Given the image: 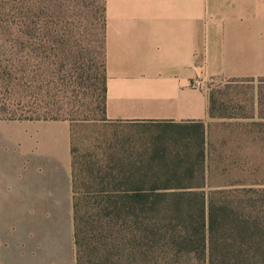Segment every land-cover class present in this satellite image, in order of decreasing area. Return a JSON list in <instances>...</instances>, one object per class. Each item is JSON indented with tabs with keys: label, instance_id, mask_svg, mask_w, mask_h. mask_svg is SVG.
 Wrapping results in <instances>:
<instances>
[{
	"label": "crops",
	"instance_id": "obj_1",
	"mask_svg": "<svg viewBox=\"0 0 264 264\" xmlns=\"http://www.w3.org/2000/svg\"><path fill=\"white\" fill-rule=\"evenodd\" d=\"M106 11L103 146L81 158L69 122L23 121L42 131L20 148L37 172L0 174L8 264L69 262L70 214L139 212L161 187L198 188L214 120L209 85L264 79V0H107ZM194 78L206 87H192ZM40 228L50 230L45 238L31 236ZM15 240L60 242L32 253Z\"/></svg>",
	"mask_w": 264,
	"mask_h": 264
},
{
	"label": "rangeland",
	"instance_id": "obj_2",
	"mask_svg": "<svg viewBox=\"0 0 264 264\" xmlns=\"http://www.w3.org/2000/svg\"><path fill=\"white\" fill-rule=\"evenodd\" d=\"M106 2L0 0V32H12L23 22L25 30L43 39L40 48L28 46L22 55L26 109L69 122L75 155L81 158L94 155L107 132ZM50 37L56 45L48 43ZM2 58L6 64L12 55ZM209 93L214 120L209 124L207 180L198 188L161 187L137 207L139 212L70 214L71 240H62L65 259L70 255L65 264H209V197L219 216L212 232L219 248L214 258L227 261L240 255L264 263V79L211 83ZM23 121L0 120L1 175L18 179L37 172L32 157L21 155L20 148L24 137L36 141L42 130ZM235 218L243 222L237 224ZM30 231L45 238L50 230ZM56 231L68 234L66 228ZM56 241L15 240L10 245L31 244L34 253L38 247L51 251ZM4 249L0 241V264H8Z\"/></svg>",
	"mask_w": 264,
	"mask_h": 264
},
{
	"label": "trees",
	"instance_id": "obj_3",
	"mask_svg": "<svg viewBox=\"0 0 264 264\" xmlns=\"http://www.w3.org/2000/svg\"><path fill=\"white\" fill-rule=\"evenodd\" d=\"M43 39L41 35L30 33L24 29V24L21 22L18 28L12 32H0V120H49L46 116L40 115L41 110L26 109L27 105L24 100L25 91V61L22 57L24 51L28 46L39 47L42 45ZM48 43L52 45L57 44V40L54 37L48 39ZM39 48H35L38 50ZM12 58L11 62L8 60L4 64L2 55H7ZM106 98V87H105ZM105 106V101H104ZM105 112V107H104ZM51 120V119H50ZM54 120V119H52ZM73 152H75L73 150ZM218 209L216 203L211 197L208 199V259L209 264H264L259 259L251 260L249 258H242L240 255L233 256L230 260H217L214 258L216 251L219 249L216 240H213L212 232L218 225ZM235 222H243L235 218ZM246 223V222H245ZM247 223L248 220H247ZM246 223V224H247ZM249 228V227H248ZM241 246V245H239ZM238 247L234 249L236 251ZM239 251H243V248H239ZM259 251V250H255Z\"/></svg>",
	"mask_w": 264,
	"mask_h": 264
},
{
	"label": "built area",
	"instance_id": "obj_4",
	"mask_svg": "<svg viewBox=\"0 0 264 264\" xmlns=\"http://www.w3.org/2000/svg\"><path fill=\"white\" fill-rule=\"evenodd\" d=\"M192 87L202 89L206 87V81L202 78H194L192 80Z\"/></svg>",
	"mask_w": 264,
	"mask_h": 264
}]
</instances>
